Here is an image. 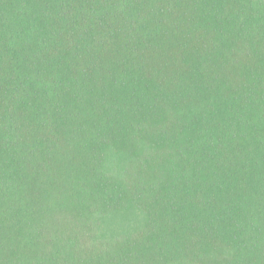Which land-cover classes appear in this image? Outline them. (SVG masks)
Returning <instances> with one entry per match:
<instances>
[{"label":"trees","instance_id":"obj_1","mask_svg":"<svg viewBox=\"0 0 264 264\" xmlns=\"http://www.w3.org/2000/svg\"><path fill=\"white\" fill-rule=\"evenodd\" d=\"M0 264H264V0H0Z\"/></svg>","mask_w":264,"mask_h":264}]
</instances>
